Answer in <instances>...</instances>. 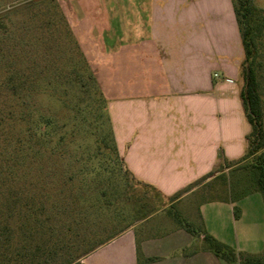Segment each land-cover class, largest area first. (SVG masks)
I'll return each instance as SVG.
<instances>
[{
    "label": "crops",
    "instance_id": "1",
    "mask_svg": "<svg viewBox=\"0 0 264 264\" xmlns=\"http://www.w3.org/2000/svg\"><path fill=\"white\" fill-rule=\"evenodd\" d=\"M93 11L84 32L81 22L74 26L81 45L84 34L91 42L84 51L96 61L127 170L205 234L261 254L264 197L244 167L252 127L241 99L245 50L233 0H108ZM171 223L128 229L78 264H229L203 236Z\"/></svg>",
    "mask_w": 264,
    "mask_h": 264
},
{
    "label": "rangeland",
    "instance_id": "2",
    "mask_svg": "<svg viewBox=\"0 0 264 264\" xmlns=\"http://www.w3.org/2000/svg\"><path fill=\"white\" fill-rule=\"evenodd\" d=\"M104 1L108 0H0V54L5 58L0 61V79L18 69H28L36 76L24 99L0 87V118L4 121L0 136L12 143L41 119L56 121L50 130L52 140L46 145L31 144L29 152L35 163L27 165L28 160L21 159L17 166L23 176L28 172L38 180L42 177L48 205L56 206L58 248L71 247V257H80L79 262L85 258L81 257L85 250L107 243L128 229L139 231L144 224L154 225L162 219L171 220L177 227L175 214L190 221L165 197L157 196L151 188L143 189L124 175L121 162L113 166L108 156L105 159L99 154L100 150L110 153L101 139L109 134L110 125L113 135L114 131L108 104L103 101L106 98L93 71L96 61L87 58L84 51L91 48V42L84 34L85 43L81 45L82 37L74 25L81 22L78 28L84 32V18L91 21L95 2ZM252 2L264 8V0ZM257 44L255 69L264 99V34L257 38ZM83 63L93 72L100 89L87 76L71 75L73 70L84 68ZM67 74L71 77L65 78ZM240 84L243 86L242 78ZM95 118L100 121L95 122ZM60 137L62 147L58 145ZM95 155L98 159L87 161ZM63 260L59 257L55 264Z\"/></svg>",
    "mask_w": 264,
    "mask_h": 264
},
{
    "label": "trees",
    "instance_id": "3",
    "mask_svg": "<svg viewBox=\"0 0 264 264\" xmlns=\"http://www.w3.org/2000/svg\"><path fill=\"white\" fill-rule=\"evenodd\" d=\"M233 3L245 50V60L241 67L243 81L241 99L246 117L252 127L251 134L248 136L251 161L244 167L255 174L257 188L264 197V153L257 155L259 151L264 150V102L255 69L258 54L257 38L264 34V9L257 8L252 0H233ZM79 54L83 58L82 53ZM3 60L5 58L0 54V61ZM83 66L84 68L80 70H73L71 75L74 74L73 76L81 78L87 76L88 80L100 89L93 72L86 64ZM71 75L67 74L65 78H70ZM35 81L34 73L28 72V69H18L0 79V87H3L7 93L10 92L12 95L24 99ZM78 81L74 80L77 83ZM0 91L3 90L0 89ZM103 101L107 102L106 99ZM95 119V122L100 121L99 118ZM3 124L4 121L0 118V129L3 128ZM56 125V121L48 117L41 119L34 127L29 128L22 137L15 139V142L11 143L9 138L0 136V264H55L59 257L64 259L60 264H78L81 259L80 257H71V247L58 248L56 206L49 207L48 205L47 187L42 184V177L38 180L28 172L23 176L17 166L21 159H27V165L35 163V161H31L32 156L29 152L32 148L31 144L46 145L48 141L52 140L51 133L53 131L50 132V130ZM102 126L103 124H101ZM101 141L106 144L107 149H110L111 156L110 153H102V150H100V155L104 154L105 159L108 156L107 160H110L113 166L115 162H121L124 166V175L145 190L153 189V192L159 196V192L155 188L137 181L127 170L123 158L118 153L111 125L109 134ZM62 143L63 138L60 137L58 139L59 147H62ZM94 159H98V155L90 156L87 161L93 162ZM42 162H39L40 169L44 165V161ZM106 172L108 173L109 169ZM239 217L237 209L235 218ZM174 219L193 236H203L205 248L219 259L229 264H264V254L254 255L238 252L233 247L205 234L179 215L175 214ZM50 243L53 246H49ZM104 244L101 243L97 247L85 250L81 257H86Z\"/></svg>",
    "mask_w": 264,
    "mask_h": 264
}]
</instances>
